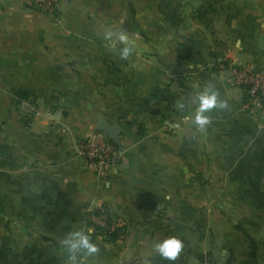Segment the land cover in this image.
<instances>
[{
    "label": "crops",
    "instance_id": "crops-1",
    "mask_svg": "<svg viewBox=\"0 0 264 264\" xmlns=\"http://www.w3.org/2000/svg\"><path fill=\"white\" fill-rule=\"evenodd\" d=\"M109 28L135 43L127 59ZM218 54L264 69V0H61L56 17L0 0V264H165L152 245L168 236L181 264H264L263 120L209 67ZM209 82L228 107L201 132L188 100ZM18 94L39 107L27 122ZM98 118L123 147L104 182L78 152ZM101 204L127 222L123 238L86 222ZM89 229L98 251L72 260L65 236Z\"/></svg>",
    "mask_w": 264,
    "mask_h": 264
},
{
    "label": "built area",
    "instance_id": "built-area-1",
    "mask_svg": "<svg viewBox=\"0 0 264 264\" xmlns=\"http://www.w3.org/2000/svg\"><path fill=\"white\" fill-rule=\"evenodd\" d=\"M24 5L41 13H54L60 0H19ZM209 67L223 80L232 86H237L243 91L240 108L245 113L260 118L264 125V69L242 67L231 59L218 54L209 63ZM78 152L84 163L91 166L95 179L104 182L111 171L120 163L122 154L118 148L98 130L78 141ZM91 208L85 213V220L103 238H110L115 227L121 222L112 218L109 220V208L101 204L94 213Z\"/></svg>",
    "mask_w": 264,
    "mask_h": 264
},
{
    "label": "clouds",
    "instance_id": "clouds-1",
    "mask_svg": "<svg viewBox=\"0 0 264 264\" xmlns=\"http://www.w3.org/2000/svg\"><path fill=\"white\" fill-rule=\"evenodd\" d=\"M103 38L109 42L110 46H114L117 42L122 45L119 49V55L122 59H127L136 48L135 43L124 31L105 29ZM188 103L196 106L191 119L192 123L201 132L206 130V126L210 122L208 113L212 109H225L228 107L227 100L220 98L219 91L211 82L203 85L195 95L189 97ZM178 108L183 111L186 104L181 102ZM90 233L91 229L87 233L72 231L65 236L63 245L72 260H75L81 253L91 256L98 251V246L91 240ZM152 248L161 257L174 261L182 252L183 242L176 236H168L162 240L154 241Z\"/></svg>",
    "mask_w": 264,
    "mask_h": 264
},
{
    "label": "rangeland",
    "instance_id": "rangeland-1",
    "mask_svg": "<svg viewBox=\"0 0 264 264\" xmlns=\"http://www.w3.org/2000/svg\"><path fill=\"white\" fill-rule=\"evenodd\" d=\"M19 1V0H17ZM20 2V1H19ZM136 2V1H135ZM139 2H142V0H139ZM23 6H25L26 8L28 9H31L32 11H35V12H38L26 5H24L22 2H20ZM60 3H61V0H60ZM60 3L58 5V7L56 8L55 12L54 13H51V14H48L46 13L47 15L51 16V17H56V15L58 14L59 12V8H60ZM162 5L164 6H167V0H162ZM164 14V12H163ZM184 29V31H189L191 30V27H185V28H182ZM15 101L16 103L19 105L17 107L18 111H19V115L21 116V119L24 121V122H27V119L29 118L28 117V114H30L32 117L37 115L38 111H39V107H38V104H35V101L33 100V96L30 94V95H27V94H18V95H15ZM110 212V211H109ZM115 218V217H114ZM227 220H224L223 223H222V226L224 228H226L228 226V228H240V230H243V228L247 229L248 227V222L250 220H248L247 218H245L244 220H239V223L237 222L238 220H233L231 218H226ZM198 221V220H197ZM121 224L119 227H115V230H116V235L113 237L112 240H117V239H121L123 238V236H125L126 234V231H127V222H125V219L121 218ZM130 225V223L128 224ZM211 228L214 229L216 227H219L220 225L219 224H215V223H211ZM238 225H241V227H239ZM199 226V224L197 225ZM239 230V229H238ZM244 237L248 238V235L247 233L243 235ZM110 237V238H112ZM193 237V240L195 239L196 236H192ZM110 238H106V239H110Z\"/></svg>",
    "mask_w": 264,
    "mask_h": 264
},
{
    "label": "water",
    "instance_id": "water-1",
    "mask_svg": "<svg viewBox=\"0 0 264 264\" xmlns=\"http://www.w3.org/2000/svg\"><path fill=\"white\" fill-rule=\"evenodd\" d=\"M184 71H186V70H184L183 68H177V67H173V66L168 67V74L169 75L180 74ZM60 115H61V112L59 110H57L56 112H54L52 114V118L54 120H57ZM96 129L98 131L103 132L106 135V137L118 148V150L120 152H123V147L121 145V141L119 138L117 125L111 124V123L107 122L106 120H104L103 118H98L96 121Z\"/></svg>",
    "mask_w": 264,
    "mask_h": 264
},
{
    "label": "trees",
    "instance_id": "trees-1",
    "mask_svg": "<svg viewBox=\"0 0 264 264\" xmlns=\"http://www.w3.org/2000/svg\"><path fill=\"white\" fill-rule=\"evenodd\" d=\"M93 212L94 213H97L98 212V210L95 208L94 210H93ZM108 214V218H109V220H111L114 216H112V214L110 213V212H108L107 213ZM116 235V230H114L113 232H112V236L114 237ZM111 236V237H112ZM113 237L112 238H110V239H106L107 241H111V239H113ZM153 260L155 261V262H157V263H165V264H181L179 261H177L176 259L174 260V261H169V260H167V259H163L161 256H155L154 258H153Z\"/></svg>",
    "mask_w": 264,
    "mask_h": 264
}]
</instances>
